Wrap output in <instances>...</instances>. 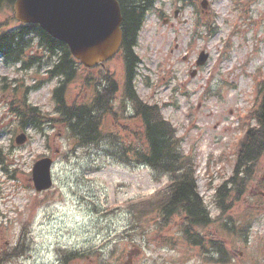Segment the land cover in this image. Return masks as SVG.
Wrapping results in <instances>:
<instances>
[{
	"label": "rangeland",
	"instance_id": "374dc122",
	"mask_svg": "<svg viewBox=\"0 0 264 264\" xmlns=\"http://www.w3.org/2000/svg\"><path fill=\"white\" fill-rule=\"evenodd\" d=\"M200 1L156 0L133 49L141 60L137 93L149 102L168 103L164 118L176 129L184 153L195 154L198 191L214 219L201 233L203 247L182 238V224L173 221L180 216L163 225L155 211L134 213L135 205L153 201L166 177L119 160L110 141L78 145L55 120L38 128L18 126L11 98L27 87V102L56 117L52 90L59 79L48 78L54 56L45 53L29 67L0 58V264H264V185L259 183L264 157L263 168L230 208L222 213L213 201L217 185L232 173L245 128L241 117L257 102L256 77L264 79V0H208L205 10ZM0 22L6 28L18 25L8 8L0 11ZM202 50L209 56L198 66ZM80 67L81 77L108 70L121 95L120 54L103 67ZM79 80L68 84V101L78 97ZM102 124L106 134L116 131L110 117ZM22 131L27 140L18 145L15 136ZM42 156L54 159V183L37 192L31 169ZM223 221L235 223L234 230ZM241 223L249 227L244 238L236 227ZM219 248L229 260H217Z\"/></svg>",
	"mask_w": 264,
	"mask_h": 264
},
{
	"label": "trees",
	"instance_id": "16d2710c",
	"mask_svg": "<svg viewBox=\"0 0 264 264\" xmlns=\"http://www.w3.org/2000/svg\"><path fill=\"white\" fill-rule=\"evenodd\" d=\"M13 1L0 0V11L4 8L11 9ZM118 1L122 10V53L127 74L126 89L123 98L118 100V106L116 108L113 106L117 83L115 80H108L107 75L104 77L106 86L112 87L111 89H95V94L90 99L78 97L68 101L65 97L66 87L78 77V62L71 55L67 45L52 38L38 24L19 23L13 28H6L2 27L0 22V56L6 63L22 62L28 66L41 61L37 53H28L34 39H37V45L42 46L44 53L56 56L52 68L48 71L49 77L61 78L52 95L56 118L45 115L39 107L29 104L25 90L21 95L17 91L13 93L11 98L13 113L21 129L38 128L46 122L55 120L66 126L78 145L88 146L104 139L102 117L106 111L114 109L112 115L116 123L123 132H126L123 137H133V140L126 141L118 132L109 133L110 143L115 145V153L119 159L149 166L155 176L167 179L166 185L156 193L153 201L135 205L134 213L149 214L155 211L162 217L159 222L163 225L170 217L180 216L179 225L182 224L181 229L186 241L203 247L201 233L214 219L211 218L198 191L195 154L184 153L181 139L175 135L172 125L163 118L158 105L143 100L135 89V69L139 57L133 48L146 12L153 8L156 0ZM27 56L29 57L26 61ZM95 79L96 77H86L79 83L86 88L89 85H96L98 82L96 83ZM257 89V104L254 112L246 118L247 127L237 146L232 173L215 188L213 195L215 206L222 213L245 192L258 170L260 157L264 153V81L259 83ZM128 105L132 107V115H126ZM250 118L255 120L254 125L250 124ZM135 120H140L141 125L134 126ZM222 224L228 231L234 230L235 223L223 221ZM236 227H240L238 232L244 238L249 227L243 223ZM211 245L221 246V242L211 240ZM218 252L220 254L218 261L229 260L227 251L221 248Z\"/></svg>",
	"mask_w": 264,
	"mask_h": 264
},
{
	"label": "water",
	"instance_id": "95a60500",
	"mask_svg": "<svg viewBox=\"0 0 264 264\" xmlns=\"http://www.w3.org/2000/svg\"><path fill=\"white\" fill-rule=\"evenodd\" d=\"M201 4L205 8L207 0ZM13 13L19 21L38 23L53 37L67 43L72 54L86 66L110 58L121 43V12L117 0H15ZM207 57L202 51L197 63H204ZM25 140L24 133L16 137L17 143ZM51 165L50 157L34 163L32 179L36 190L51 186Z\"/></svg>",
	"mask_w": 264,
	"mask_h": 264
},
{
	"label": "flooded vegetation",
	"instance_id": "af4514ba",
	"mask_svg": "<svg viewBox=\"0 0 264 264\" xmlns=\"http://www.w3.org/2000/svg\"><path fill=\"white\" fill-rule=\"evenodd\" d=\"M112 87H106V86H101V87H99V89H111ZM118 264V263H117Z\"/></svg>",
	"mask_w": 264,
	"mask_h": 264
}]
</instances>
